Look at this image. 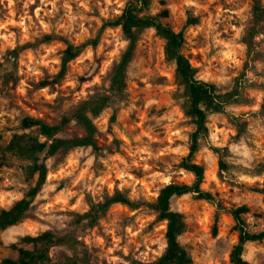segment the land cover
<instances>
[{
  "label": "clouds",
  "instance_id": "obj_1",
  "mask_svg": "<svg viewBox=\"0 0 264 264\" xmlns=\"http://www.w3.org/2000/svg\"><path fill=\"white\" fill-rule=\"evenodd\" d=\"M0 264H264V0H0Z\"/></svg>",
  "mask_w": 264,
  "mask_h": 264
},
{
  "label": "trees",
  "instance_id": "obj_2",
  "mask_svg": "<svg viewBox=\"0 0 264 264\" xmlns=\"http://www.w3.org/2000/svg\"><path fill=\"white\" fill-rule=\"evenodd\" d=\"M164 15L167 16V13H165ZM129 23H130V24H134V25H141V24H145V23H150V21H139V20H136L135 17H129ZM189 23H196V21L190 20ZM46 39H47V38H46ZM172 40H173V48L178 47L179 44H178V42L176 41V38L173 37ZM72 54H73V51H72V49L70 48V49L68 50V56L71 57ZM197 96H198L200 99H205V100H207V102H208L209 104H211V102H212V101H211V98H210V97L207 95V93L204 92V91H200V92H198V93H197ZM192 111H193V112H196V109L194 108V106H193V108H192ZM201 119H202V117H201ZM220 167H225V166L221 164ZM196 171H197L198 173H201V170L198 169V168L196 169ZM201 174H202V173H201ZM176 191L183 192V191H186V189H176ZM173 219L175 220V218H173Z\"/></svg>",
  "mask_w": 264,
  "mask_h": 264
}]
</instances>
